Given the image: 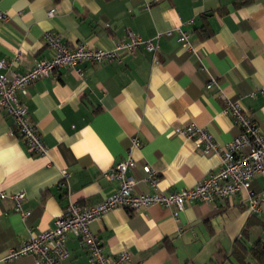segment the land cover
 <instances>
[{
  "label": "crops",
  "instance_id": "crops-1",
  "mask_svg": "<svg viewBox=\"0 0 264 264\" xmlns=\"http://www.w3.org/2000/svg\"><path fill=\"white\" fill-rule=\"evenodd\" d=\"M0 11L8 17L0 22V59L18 56L16 73L53 56L43 39L48 31L69 47L83 43L103 50L128 35H159L154 53L118 51L121 63L62 68L33 82L26 95L17 93L46 156L30 153L0 110V191L23 192L22 209L29 212L22 220L9 197L0 199V264H34L30 255L4 257L52 228L68 202L92 205L112 195L118 181L106 175L128 157L135 193L153 191L146 166L158 174L163 194L193 188L217 172L216 155H204L174 134L190 123L220 145L239 134L234 119L222 113L217 90L206 89L210 77L264 134V96L257 92L264 86V0H0ZM176 28L187 33L190 48L177 41ZM132 138L139 148L130 149ZM62 170L68 174L63 188ZM251 189L262 201L257 215L248 212L241 191L230 200L192 201L176 217L174 207L116 208L89 229L103 242L104 255L126 252L132 264H237L230 256L244 226L248 245L253 228L264 231V177H255ZM66 247L65 264H88L79 239L68 235Z\"/></svg>",
  "mask_w": 264,
  "mask_h": 264
},
{
  "label": "built area",
  "instance_id": "built-area-1",
  "mask_svg": "<svg viewBox=\"0 0 264 264\" xmlns=\"http://www.w3.org/2000/svg\"><path fill=\"white\" fill-rule=\"evenodd\" d=\"M54 10L48 11L52 17ZM7 15L0 11V22L7 20ZM172 31L167 32L170 34ZM177 41L190 48L188 35L180 28L174 29ZM156 35L151 40H143L134 35L117 43L112 50L92 48L79 43L74 47L66 45L62 38L54 32H45L43 35L45 45L53 51V56L48 60H41L23 73L12 71V67L18 60V56L12 59H0V110L12 119L13 129L11 133L23 140L28 151L35 156H46L48 150L43 143L39 131L30 120L25 105L18 99L17 93L26 95L27 88L35 81L52 76L55 71L77 69L83 62L103 64L108 61L121 63L118 51L134 56L143 48L147 52L154 53L157 46ZM78 76H82L81 70H76ZM215 88L219 98L223 102L222 113L232 117L239 128V134L224 145L218 144L205 128L194 123L184 127H176L174 134L181 136L192 143L194 149L204 155H216L219 159L217 172L204 177L195 187L181 191H173L163 194L157 191L159 181L158 174L149 167H144L146 179L152 188L150 193H135L134 180L128 175V171L134 167L131 157L117 163L110 169L106 177L109 180H117V190L104 200L92 204L82 205L68 202L62 213L54 220V226L42 231L24 241L16 250H10L4 260L18 259L21 256L30 255L34 264H65L69 258L66 247V238L73 235L81 241L87 252L88 264H132L130 255L126 252L116 257L106 256L103 253V242L94 235L90 229L91 222L100 221L102 216L116 208H124L130 212L147 208L151 205H160L165 208L174 207L172 214L176 217L179 211L192 202L212 203L216 200H230L239 192H245L248 201V212L257 215L261 212L262 201L251 189L255 177H264V134L261 133L250 113L244 111L237 101L229 100L219 88L215 78L210 77L206 89ZM264 96V86L257 90ZM254 96V94H252ZM140 143L136 138L131 140V148H139ZM62 181L60 187H65L66 171H61ZM9 197L14 203V211L22 220L29 216V212L22 209L25 194L19 192L7 196L0 191V199Z\"/></svg>",
  "mask_w": 264,
  "mask_h": 264
},
{
  "label": "trees",
  "instance_id": "trees-1",
  "mask_svg": "<svg viewBox=\"0 0 264 264\" xmlns=\"http://www.w3.org/2000/svg\"><path fill=\"white\" fill-rule=\"evenodd\" d=\"M264 226V222H263ZM248 228L247 225L242 229L239 237L235 240L232 249V257L237 264H264V242L256 240L248 245ZM229 256L223 260H230ZM221 264H225V261Z\"/></svg>",
  "mask_w": 264,
  "mask_h": 264
},
{
  "label": "rangeland",
  "instance_id": "rangeland-1",
  "mask_svg": "<svg viewBox=\"0 0 264 264\" xmlns=\"http://www.w3.org/2000/svg\"><path fill=\"white\" fill-rule=\"evenodd\" d=\"M255 226L256 225L252 224L251 228ZM251 233H252V243L255 242L256 240H263L264 242V231H261V226L260 228L259 227L253 228L251 230Z\"/></svg>",
  "mask_w": 264,
  "mask_h": 264
}]
</instances>
